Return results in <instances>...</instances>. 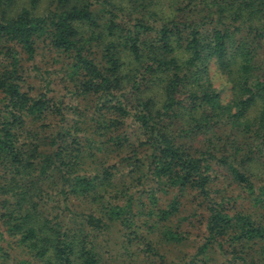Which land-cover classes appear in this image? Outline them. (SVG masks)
<instances>
[{"label": "trees", "instance_id": "obj_1", "mask_svg": "<svg viewBox=\"0 0 264 264\" xmlns=\"http://www.w3.org/2000/svg\"><path fill=\"white\" fill-rule=\"evenodd\" d=\"M39 1L0 0V264H164L196 217L177 264H264V0ZM40 40L89 110L24 87Z\"/></svg>", "mask_w": 264, "mask_h": 264}, {"label": "rangeland", "instance_id": "obj_2", "mask_svg": "<svg viewBox=\"0 0 264 264\" xmlns=\"http://www.w3.org/2000/svg\"><path fill=\"white\" fill-rule=\"evenodd\" d=\"M26 0H18V3L25 2ZM50 0H40L37 6L38 13H44L45 10L49 7ZM152 9V8H151ZM164 11L168 13L170 9L164 5ZM137 14L135 12L131 13V17H135ZM95 52L98 50L94 49ZM54 54L46 41H38L36 44L35 55L32 60H25V57L22 55V74H23V85L25 88L29 87L33 92H38L40 90H44L43 78L44 75L48 76V80L51 82L50 90L48 91V95L53 99H61L63 107H74L76 106V111H84L89 110V105L91 104V99L89 96H74L69 91V85L62 79V71L59 64L54 63ZM59 67V68H58ZM210 87L214 89L219 95L220 102L225 104L230 99V84L227 81L226 77L219 72L213 63L210 64L208 75L206 77ZM65 111V116L67 119H74L75 113L70 110L69 112ZM133 124L131 121H128L124 126L125 129L131 130L133 128ZM188 142V140L185 139ZM197 144L200 142L199 139L194 140ZM165 196H162L160 199V203H164ZM189 205L185 206L186 210H181L179 215H183L187 213ZM174 221L177 220V217H173ZM197 217L192 218L194 226L186 227V222L181 223V229L187 230L189 232V238L187 241L169 244L163 242L158 239V234H151L152 240L157 241V245L159 246L158 252L161 253L164 257V264H177L179 261L187 259L191 255H193L197 241L198 235L201 233V226L197 225ZM113 243H111V251L118 250L119 241L118 233H113V237H111ZM161 241V243H160ZM107 262L106 264H156L158 261L157 255H146L142 256V253H137L133 260L126 256H112V254L105 255ZM108 257H110L108 259ZM207 264H220L224 260L223 256L219 255L216 250H209L206 255ZM159 264V263H158Z\"/></svg>", "mask_w": 264, "mask_h": 264}]
</instances>
